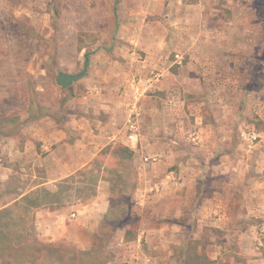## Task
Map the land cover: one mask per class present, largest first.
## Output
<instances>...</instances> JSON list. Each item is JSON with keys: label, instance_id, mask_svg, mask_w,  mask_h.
Masks as SVG:
<instances>
[{"label": "rangeland", "instance_id": "374dc122", "mask_svg": "<svg viewBox=\"0 0 264 264\" xmlns=\"http://www.w3.org/2000/svg\"><path fill=\"white\" fill-rule=\"evenodd\" d=\"M196 1L186 0L195 7L170 18L164 0L163 12L155 0H0L1 151L7 136L37 117L94 118L103 115L105 103L132 102L141 105L143 117L133 158L118 146L124 137L113 152L125 159L111 156L103 138L94 140L88 167L65 181L55 206L69 212L80 214L99 196L110 200L105 210L96 205L94 234L83 244L46 241L37 224L44 202L42 188L33 189L37 177L15 169L7 179L0 171V264H144L146 256L153 264H264L259 239L238 237L226 221L204 224L197 220L207 219L203 207L189 204L174 210L185 221L180 230H188L183 244L163 235L157 242L142 238L146 251L138 256L134 243L123 242L126 228L132 240L165 226L172 199L218 198L230 215L234 205L223 200L229 179L240 175L223 171L245 166L246 155L258 149L260 137L249 140L247 134L260 117L254 90H264V0H203V15ZM164 37L168 44L155 52V38ZM85 67L71 86L57 83L61 72ZM122 127L126 135V122ZM144 183L158 185L149 190L154 202L142 203ZM235 224L247 226L240 216Z\"/></svg>", "mask_w": 264, "mask_h": 264}, {"label": "crops", "instance_id": "0c3cea01", "mask_svg": "<svg viewBox=\"0 0 264 264\" xmlns=\"http://www.w3.org/2000/svg\"><path fill=\"white\" fill-rule=\"evenodd\" d=\"M155 1L156 11L163 12L164 7L162 8L159 5L162 0ZM164 1L167 3L164 11L170 18L174 13L181 16L186 15L189 5L195 7L194 4L187 5L188 2H186V0ZM196 2V7L199 8L197 12L203 15L205 9L204 1L197 0ZM200 9H202V11H200ZM169 28V26H165L167 31L170 30ZM130 40L137 42L136 39ZM155 40L157 46L154 50L155 52H160L161 47L169 42L166 37L160 39L155 38ZM177 57L181 58L179 54ZM173 75L176 76V74ZM179 92L183 93L185 91L180 89ZM254 92L258 96L257 105H259V107L256 105L254 110L257 111V108H259L260 117L257 118V122H251L249 125L253 126V130L247 134V138L252 140V138L257 139V137H260L255 144L258 149L257 151L251 150V152L246 155L247 162L245 166H226V170L223 171H229L231 174L240 175L239 180H237V178L235 179L236 181L229 179L230 188L228 190V195H225L223 200H229L231 204L234 205V210L227 216L226 210H224L226 204L218 203L217 200L219 199L216 198L217 200H215L213 197L205 196L203 200L197 199L193 201L184 198L172 199L168 204L171 206V213H168L171 215V218L169 222H166L167 224L165 226L162 225L160 226L161 228L156 227L153 232H138L132 240L127 239L128 233L132 232L131 229H125L122 235L123 242L125 245L134 243L138 256L140 252L145 253L144 251H146V249L144 250L145 247L142 238H145V242H149L155 237L157 242L159 238H162L160 236L163 235L170 239L181 238L179 242L182 243L185 241V238L189 237L186 233L188 230L184 231V229L180 230L179 228V226L181 228L183 227L185 221L178 219L176 217L177 215L174 213V210L186 206L187 204L191 207H203L200 212H202V216H205L207 219L205 220L204 217H200L197 219L198 221L202 220L204 224L208 221H214L218 226H220L223 221H226L233 227L230 232H234L238 237L242 238L246 235L252 236L253 238L259 239V241L264 244L262 240V238H264V143L261 142L264 140V90L255 89ZM172 93H177V91L174 90ZM135 97H137L136 94ZM181 98L183 99V97ZM132 103V105L127 107L113 103H105L99 110L103 115L94 118H90V116L84 114L81 118L74 117L70 120L61 122L49 117H37L27 121L21 128L19 134L16 136H7L6 141L2 142V151L0 150V168L3 167V169H0V171L4 170L3 173L7 179L10 178V175L13 174L15 169L21 171L24 175L37 177V182L33 186V189L42 188L43 190L44 202L41 206L42 208L37 211V224L39 226L40 235L46 241L55 242L63 238H69L83 244L84 241H88L90 235L93 236L94 233L92 230L95 229L91 230V219L94 217V212L97 210L96 205L101 206V208L105 210L104 208H107L110 202L108 197L99 196L92 202L83 204L84 208L79 210L80 214L79 212H69L68 208L55 205H58L65 191V187H67L64 185L65 181L67 182L66 179L88 167L93 157L92 143L95 142L94 140L103 138L105 147L110 151L111 156L114 155L123 159L124 157L118 155L120 154L118 151L117 154H115L113 149L118 148L116 146L120 144V137H124V145L120 144L118 146L123 149L127 148L125 151L131 153L128 159L134 157V152L137 150L142 136L140 120L143 119V117L141 116V105H138L136 102ZM149 103L146 104L150 106ZM84 111L89 112L90 107H85ZM129 118L136 120L139 125L138 143L129 141L127 137L128 132L126 135L124 133L122 125L126 122V126L128 127L127 122ZM169 139H172V137ZM82 150L84 152H82ZM106 153L108 152H105V154ZM221 155L225 156L226 154L221 152ZM1 161L4 164L1 163ZM5 163L7 164L5 165ZM18 165H20V168H18ZM36 171H39V173ZM170 176L172 177L173 175ZM105 183L110 184V180L105 179ZM141 186V189L144 188V190L148 191L145 192L144 195L146 200L144 202L142 201V203L144 204L148 201L154 202L151 200L154 194H151L149 190L158 189V185L144 183V185L142 184ZM179 188L178 185L176 189ZM214 193L218 194L219 192L215 191ZM218 195L221 196V194ZM153 206L151 205L150 207ZM241 206L245 208L243 214H241ZM167 210L170 212L169 208ZM81 213L84 215H81ZM243 215H245V217ZM238 216L245 218L247 226L244 230L235 229V222H237ZM91 231L92 233H89ZM174 247L172 246V248ZM148 248L150 249L151 247ZM153 248H157V244ZM144 262V264H153L152 258L147 256Z\"/></svg>", "mask_w": 264, "mask_h": 264}, {"label": "water", "instance_id": "95a60500", "mask_svg": "<svg viewBox=\"0 0 264 264\" xmlns=\"http://www.w3.org/2000/svg\"><path fill=\"white\" fill-rule=\"evenodd\" d=\"M87 72V68L85 67L82 72L77 74H70L66 72H61L57 77V83L60 84L62 87L67 88L71 86V84L82 77L85 76Z\"/></svg>", "mask_w": 264, "mask_h": 264}, {"label": "built area", "instance_id": "2783aa9c", "mask_svg": "<svg viewBox=\"0 0 264 264\" xmlns=\"http://www.w3.org/2000/svg\"><path fill=\"white\" fill-rule=\"evenodd\" d=\"M127 123H128L127 137L129 141L138 143V137H139L138 133L140 128L137 121L134 120L133 118H129ZM145 159L148 160L149 157H146Z\"/></svg>", "mask_w": 264, "mask_h": 264}, {"label": "trees", "instance_id": "16d2710c", "mask_svg": "<svg viewBox=\"0 0 264 264\" xmlns=\"http://www.w3.org/2000/svg\"><path fill=\"white\" fill-rule=\"evenodd\" d=\"M89 57H88V54L86 55V61H88ZM127 150V148H125ZM124 149V150H125ZM129 151V150H128ZM130 153V152H129ZM131 154V153H130Z\"/></svg>", "mask_w": 264, "mask_h": 264}]
</instances>
